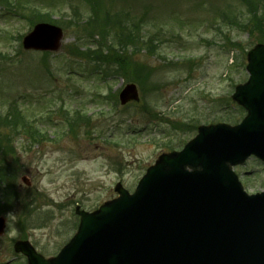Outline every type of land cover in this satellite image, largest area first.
Masks as SVG:
<instances>
[{"label":"rangeland","instance_id":"374dc122","mask_svg":"<svg viewBox=\"0 0 264 264\" xmlns=\"http://www.w3.org/2000/svg\"><path fill=\"white\" fill-rule=\"evenodd\" d=\"M25 1L18 0L17 5ZM31 1L51 9L52 20L64 28L65 37L55 53L24 50L20 35L31 29L27 18L14 14L13 6L0 4V112L18 106L28 118L36 116L45 132L44 139L33 142L17 129L0 127V161L16 170V190L23 203L39 207L28 216L19 199L5 214L8 223L0 236V264H28L13 249V243L21 239L45 257H55L77 231L76 205L91 212L117 197L118 182L132 192L162 154L182 148L195 136L196 126L222 119L225 114L218 113V105L234 91L231 77L237 83L242 78L237 64L229 70L243 54L233 42L246 51L253 42L238 22L242 10H247L244 0H105V6L121 12V18L126 14L131 21H141L142 32L160 43L150 52L143 49L135 55L137 63L153 69L145 78L147 84L143 76L135 81L140 102L123 106L116 99L130 81L128 73L125 80L103 77L107 69L96 73L90 60L78 56L77 45L87 48L81 41L85 33L69 22L68 3L80 4L82 16L89 14L86 5L67 0L64 12L58 8L65 0ZM108 39L113 41L111 36ZM140 65L145 73L146 66ZM154 67L156 73H152ZM133 69L132 74L142 72ZM141 106L147 111L143 113ZM76 111L91 118L71 130L67 118ZM234 170L248 192L264 190L263 161L251 156ZM22 176L31 186L22 182Z\"/></svg>","mask_w":264,"mask_h":264},{"label":"water","instance_id":"95a60500","mask_svg":"<svg viewBox=\"0 0 264 264\" xmlns=\"http://www.w3.org/2000/svg\"><path fill=\"white\" fill-rule=\"evenodd\" d=\"M62 29L38 24L25 48L58 49ZM248 83L234 98L249 111L235 128L201 127L181 152L164 154L130 195L80 212L73 240L51 264H264V193L248 196L229 164L264 159V45L249 52ZM128 85L123 103L137 99ZM189 166L192 170H188ZM5 219L0 217V234ZM31 264H50L26 243Z\"/></svg>","mask_w":264,"mask_h":264},{"label":"trees","instance_id":"16d2710c","mask_svg":"<svg viewBox=\"0 0 264 264\" xmlns=\"http://www.w3.org/2000/svg\"><path fill=\"white\" fill-rule=\"evenodd\" d=\"M88 3H90V6L92 10L95 12V2L92 0H86ZM245 3L248 5V12L247 13H242V22L241 26L249 31L250 35L255 38L257 42H264V0H244ZM33 19L36 20H41L43 19V14L37 13L35 10L33 14ZM135 25V24H134ZM137 28V26H133L127 36H121V41L124 42L123 45L119 47L116 51H110L108 50L107 54H104V49L103 46H101L100 50L97 52L103 56L104 58H109L113 57L114 60H116L118 63L121 64L123 68H126L130 71V77H133L134 79L138 80L137 74H132L131 72L134 70L133 68H138L139 65L136 64L133 61V57L131 55H128L126 53L128 47V43L131 45L133 43H136L135 37H139L137 33L133 30V28ZM146 46V44H145ZM123 51V52H122ZM232 100L230 98H227V105H229ZM233 106H236V109L239 113V116L244 115V109L233 104ZM10 117L5 116L0 117V123H10ZM2 177H5V175H2ZM17 191L16 189L10 188L8 190V193L6 194L7 197L5 198L4 203L2 204V208H5L7 205H10L9 203L13 200L14 197H16Z\"/></svg>","mask_w":264,"mask_h":264}]
</instances>
